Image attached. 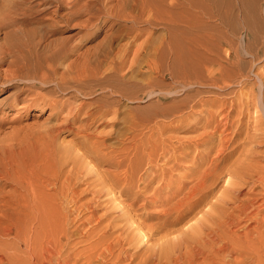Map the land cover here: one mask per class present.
<instances>
[{
    "label": "bare ground",
    "instance_id": "bare-ground-1",
    "mask_svg": "<svg viewBox=\"0 0 264 264\" xmlns=\"http://www.w3.org/2000/svg\"><path fill=\"white\" fill-rule=\"evenodd\" d=\"M66 1L58 0L57 7L66 8ZM74 1L70 14L58 17L59 20L46 16L47 9L52 8V1L47 0L36 3L30 0L9 1L0 11V32L4 35L0 41V66L5 63L8 65L7 70L0 71V78L4 79V84L11 86L10 89H15L8 103L13 105L21 98L30 100L33 97L31 94L39 88L46 90L42 103H52L54 98L49 99L51 95L71 93L54 113L60 118L62 111L68 108L62 119L49 123L38 132L45 140L44 146L53 149L60 135L73 129L83 142L82 153H77L80 156L78 158L93 157L99 163L109 165V169L100 171L98 177L92 179L94 181L97 178V181L91 183V179L86 180L83 177L85 172L76 165L63 173L64 165L79 162L74 159L77 154L73 159L69 157L73 151L64 157L63 154L61 157L54 155L61 164L55 173L48 172L47 175L53 181H59L64 174V183H56L57 187L54 188L58 189L57 196L61 204L67 202L74 205L76 214L70 221L84 218L83 215L80 217L82 209L89 208L90 215L76 228L82 229L86 221L90 224L94 220L95 224L84 232L79 230L81 235L86 236L88 246L76 251L78 243L71 240L74 234L64 218L70 213H63L64 223L60 221L58 227L52 226L55 228L50 232H47L46 227L43 237L46 239L44 243H48L43 253L34 257V263L39 264L45 259L48 260L45 264H264V150L260 149L264 146V91L258 96L251 92L253 96L245 99L223 100L222 106H219L230 109L221 119H218L220 116L217 111L207 109L199 117L190 113L191 118H195V121H191V111L182 110L180 113L181 110H178L182 107H178V102L179 109L175 111L176 106L164 104L165 99L161 103L164 105L161 106L163 110L157 113L158 117L146 116L150 109L145 113V109L127 105L122 112L116 97L146 99L153 94L144 92L149 83H133L126 77L123 68L128 64L131 53L129 47L123 46L119 53L120 62L115 64L112 46L114 34L104 42L105 45L98 43L93 49L79 53L78 40L86 35L83 33L85 27L94 24L95 14L101 7L93 1L86 4L91 16L82 19L85 5L82 7V0ZM247 1L250 9L252 5L255 11H260L259 0ZM124 5L134 10L133 0H125ZM229 6L232 11L234 4ZM180 8L177 59L182 64L190 55L192 45H197L194 31L199 30L200 25L197 23L198 17L194 16L196 9L193 2H187L186 5L181 3ZM250 11L253 21L252 16L255 14L251 16ZM218 16L223 18L221 14ZM258 16L260 18V14ZM73 20H77L74 23L79 29L77 34L53 38V35L63 32L62 28L73 24ZM201 45L198 42L196 47ZM139 51L134 61L143 60ZM73 56L75 58L68 62ZM193 56L194 53L192 59ZM197 63L200 65L201 60ZM129 64H133L132 61ZM193 67L189 69L190 72ZM201 68L197 66L196 72H200ZM187 74L190 75L188 71ZM118 76L121 77L120 81ZM259 77L263 79L264 71ZM92 94L100 97L96 96L89 103L90 109L85 108V102L76 103L77 97ZM192 101L193 104L191 101L187 104L190 108L199 103L204 104L200 98ZM234 112L237 118L231 121ZM110 113L114 115L108 117ZM119 113L123 115L121 122L117 116ZM169 115L176 120L164 124V118ZM76 121L82 122L83 126L75 128ZM119 123L124 126V131L108 129V132L100 129L101 125ZM201 127L202 131L198 133L181 135V132H197ZM145 130L150 132L149 136H145ZM114 135L115 140L109 141L110 136ZM73 177L86 180L87 188L79 189L77 180L72 181ZM22 179L24 182L25 178ZM86 191H90L92 198L82 201L81 195ZM105 196L109 197H106L107 203L104 202ZM103 207L106 210L98 214V210ZM114 209H117L115 213ZM63 210L67 212L71 209L65 211L64 207ZM11 228L6 230L10 233Z\"/></svg>",
    "mask_w": 264,
    "mask_h": 264
},
{
    "label": "rangeland",
    "instance_id": "rangeland-1",
    "mask_svg": "<svg viewBox=\"0 0 264 264\" xmlns=\"http://www.w3.org/2000/svg\"><path fill=\"white\" fill-rule=\"evenodd\" d=\"M9 1L14 0H0V11L3 7L9 4ZM30 1L36 3L42 0ZM47 1H52L50 3L52 8L47 9V13L45 12L46 16L54 20H59L60 18L58 17H65L70 14L69 12L73 5L72 1L74 0H67L66 3L68 5L66 8L57 7L56 4H58V0ZM91 1L101 7V12L98 10V13L95 14L97 16L94 17L95 22L92 26L85 27V31L83 28V33L86 35L78 40L80 44L79 53H83V51L85 52L86 49V52L91 48L93 49L98 43L99 45L104 44V42L106 43L107 39L114 34L113 36H115L116 39L114 37L112 46L113 57L116 56L114 57L116 58L114 59V61L116 60L115 64L118 65V62H120V51L125 46L129 47L131 53L128 57V64L126 63L127 65L123 68V70L125 69L124 73H126V77H129L133 83H149L144 92L147 94L153 93L151 94L152 96L145 97L146 99H144V97H116V99H119L120 101V106H122L120 109L122 112L125 109V105H127L135 109H145V113L150 109L146 116L150 115V117H152L153 115L154 117H158L157 113L163 110V107L161 106H164L162 104L165 102L164 104L166 105L172 103V106H176L175 111L179 109L178 107H182L178 110H181L180 113L183 111H191L189 112V115H191V121H195V118H191L192 114L190 113L193 112L199 117L208 110H212L213 112L214 110L217 111L220 116L218 119H221V117L226 115L230 109L227 105L226 106L229 109L219 106V104L222 106L223 100L228 99V102H230L232 99H245V97L253 96V93L254 95L256 94V96L261 95L264 91V77L262 80L259 77L264 71V0H259L258 5L260 11L258 12L253 9L252 5L250 9V3L247 0H133L135 5L134 10L132 11L124 5L125 0H82V7L85 5V8L83 9L85 12L83 11L84 14H81V16H83L81 17L82 19L91 16L86 10V4ZM95 1H98V3ZM187 2H193L195 4V9L197 11L194 10L196 13L194 16L195 18L198 17L197 23L200 25V29L194 31L197 33H194V36L196 35L198 39L196 44L198 45L199 42V44L202 45L199 47H196L197 45L195 44L192 45L193 47H191V51L196 57L193 56L194 59H192L191 56L193 53L190 51L189 53L191 56L189 55V59L187 58L182 65L177 59V52L179 51L178 38L181 26V22L179 21L181 15L180 4L184 3V5H186ZM231 3L234 4L232 11H230L229 6ZM249 10H251V16L253 13L255 14L253 15L254 17L252 16L253 21L249 15ZM200 14H202L203 17ZM218 14L223 15V18H221L222 16H218ZM259 14L260 18L258 16ZM256 15L258 17H256ZM257 18L258 20H255ZM76 21L77 20H73V24L67 26V28H62V33L55 34L53 35L54 37H52L55 38L64 35L72 36L77 34L79 29L74 25ZM253 22L255 24H262V26L255 25ZM255 26L259 29L257 27L255 28ZM3 36V33L0 32V41L3 40ZM200 39H202V41H200ZM136 49L138 51L140 50L139 52L141 53L139 54L142 56V61H140V59L139 61H134V56L137 58L138 53ZM159 53H162L163 56ZM197 55L199 56L197 57ZM143 56L146 57L144 58ZM74 58L75 57L73 56L68 62H71ZM190 59H192L191 62L188 61ZM199 60H201L200 65L197 63ZM131 61L133 64H129ZM195 63L198 67H202L198 73L196 72L197 66ZM188 64L190 66H188ZM186 66L188 68H186ZM192 66L194 67L190 72L189 69H191ZM7 69V63L0 66V71ZM180 69L183 70V72H181ZM184 70L186 72H184ZM187 71L190 75L187 74ZM181 73H186V75H182ZM118 78V81H120L121 77L118 76ZM3 82L4 79L0 78V167L3 168H0V264H35L34 260L36 256L43 253V248H45L48 243L47 241V243H44L46 239L43 237V233L47 231V229V232H50L55 228L52 226L58 227L57 225L60 224V221L61 223H64L65 220H63V213H70L68 217L65 216L64 218L67 219L68 227L74 234L71 240L73 243H78L77 246L79 247L76 251L79 249L82 250L88 246V241L85 240L86 236L81 235V232H84L95 223H93L94 220L90 222V224L89 221H86V224L81 226L82 229H79L81 232L76 228V225L80 224L85 217L90 215V210L89 208L82 209L80 217L82 218L83 215L84 218L81 220L70 221L76 214L74 211V205L67 202L61 204L62 201L57 196L58 189L54 188V186L57 187V184L60 185L64 183V174L59 181L57 180L58 182L53 181L54 179L49 178L47 175L48 172V174L55 173V169L61 164L59 158H55V156L61 157L62 154L63 157L68 156L69 152L73 151V155L71 156L70 154L69 156L73 159L74 155L79 153L78 151L82 153V139L77 133H75L76 131L70 129L69 132H63L60 135L56 146L53 149H50L49 147L44 146L45 140L42 138L41 132L38 133L49 123L60 121L62 116L67 113L68 108H65L62 111L60 118H58L57 115H54L57 111L56 108H60L61 102L71 93L51 95L49 96V99L54 98L53 101H51L52 103L46 101V103L43 102L45 103L43 104L41 99L46 95V90L44 91V89L42 90L39 88L35 90L36 93L33 92V94H31L33 97L30 100L21 98L17 103L12 105L8 103V99L12 97V94L14 95L15 89H10L11 86L7 83L4 84ZM183 84L189 87L185 88ZM251 92L253 93L251 94ZM139 94L140 93L137 95L139 96ZM37 96L40 98L36 99ZM96 96L100 97L97 94L77 97L76 103L85 102L84 106L85 108L87 107L86 109L88 110L91 108L89 103L94 101L97 98ZM194 96L196 98H194ZM173 97L175 99H173ZM190 97H192L193 100H198L200 98L204 101V104L207 103L209 105L206 104L204 106L203 103H199L195 105L194 108H190L187 104L190 103V101L192 104L194 102ZM210 99L211 101H209ZM179 102H182L183 104H179ZM157 103L162 104L158 105ZM158 106L161 108L159 109ZM217 108L218 110H216ZM237 109L239 110L241 108ZM237 109L236 112L238 111ZM122 112L120 113L123 114ZM120 113L117 115L120 119L119 122H121V117L124 115L121 116ZM232 114L231 121L237 118L235 112ZM110 115L113 116L114 114L110 113L108 114V117H111ZM172 119L173 121L176 120L172 115L166 116L164 118V124L165 122L169 124ZM167 123L166 125H168ZM121 125L122 123L117 125H101L100 129H104L108 132L112 130L118 131L120 129L124 131V126ZM82 126V122H74L75 128ZM112 127L113 129H111ZM145 131V136H149L148 134L150 132L148 130ZM199 131H202V127L198 129L197 132H181V135H192ZM217 135L218 134L216 133L215 136ZM112 140H115V135L110 136L109 141ZM73 148H77V151ZM260 149L264 150V146ZM78 156L79 155L77 154L74 159H76L77 162L79 160V162L76 164L70 162L72 165L70 163L64 165L63 173L68 171L70 167L72 169L73 165H76V167L78 166L80 167L79 169H82L83 173L85 172V176L83 177H86V180L88 181L91 179L90 182L93 183L94 181H97V178L94 181L92 179L98 177L100 171H105V168L106 170L109 169V165L105 163L101 164L98 160H94L93 157H83L80 160ZM6 157L8 158L6 159ZM4 160L5 162L2 163ZM10 160L14 162L12 163ZM9 163L13 166H10ZM6 164H9L8 167L10 168L6 167ZM8 172H10V174ZM21 176H23L22 178H25L24 182L26 181V183L23 182ZM21 180L22 182H20ZM76 180L79 189L87 188L88 184L86 183V180L73 177L72 181L74 182ZM89 192L90 191H86V193L83 192V195H81L82 201L92 198V194ZM106 197L109 198L108 196H105V203L108 202L106 201L108 200ZM110 203L109 205L112 207L113 203ZM61 206H63L62 209ZM64 207L65 211L68 209L71 210L64 212ZM104 207L103 209L100 208L98 210V214H101V212L103 213L106 210ZM115 210L117 209L113 210L114 213ZM7 228L8 231L11 228L12 232L9 233L6 230ZM14 234H16L17 237ZM39 261L37 262L39 263ZM43 261L42 262L45 264L48 260L46 261L44 259ZM42 262L40 261L39 264Z\"/></svg>",
    "mask_w": 264,
    "mask_h": 264
}]
</instances>
